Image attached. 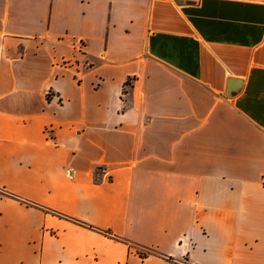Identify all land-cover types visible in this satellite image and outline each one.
I'll list each match as a JSON object with an SVG mask.
<instances>
[{"label": "crops", "instance_id": "1", "mask_svg": "<svg viewBox=\"0 0 264 264\" xmlns=\"http://www.w3.org/2000/svg\"><path fill=\"white\" fill-rule=\"evenodd\" d=\"M0 264H264V0H0Z\"/></svg>", "mask_w": 264, "mask_h": 264}, {"label": "built area", "instance_id": "2", "mask_svg": "<svg viewBox=\"0 0 264 264\" xmlns=\"http://www.w3.org/2000/svg\"><path fill=\"white\" fill-rule=\"evenodd\" d=\"M180 245H181V246L183 245V242H182V241L180 242Z\"/></svg>", "mask_w": 264, "mask_h": 264}]
</instances>
